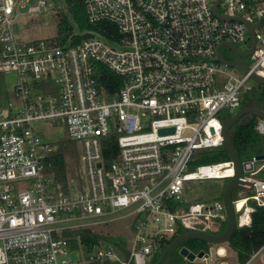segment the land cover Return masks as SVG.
I'll return each mask as SVG.
<instances>
[{
    "label": "built area",
    "instance_id": "2783aa9c",
    "mask_svg": "<svg viewBox=\"0 0 264 264\" xmlns=\"http://www.w3.org/2000/svg\"><path fill=\"white\" fill-rule=\"evenodd\" d=\"M47 6L0 0V73L18 79L19 102L0 120V264H150L160 242L179 231L222 233V199L182 206L185 184L234 177L230 159L195 166L193 156L223 148L226 112L240 109L251 75L264 78V0H84L88 22L112 24L115 39L75 29L73 36H87L76 45L18 41L16 20ZM228 45L249 53L240 79L218 60L220 48L231 63L221 57ZM97 65L121 80L111 98L98 86ZM46 121L81 149L84 186L76 193L53 162L62 150L33 126ZM254 128L264 137L263 120ZM111 137L117 152L107 164ZM257 157L238 159L251 188L231 197L235 228L250 226L254 205L264 207V156ZM86 233L92 242L84 246ZM263 251L245 264H264ZM194 255L183 259L226 264L227 250Z\"/></svg>",
    "mask_w": 264,
    "mask_h": 264
},
{
    "label": "trees",
    "instance_id": "16d2710c",
    "mask_svg": "<svg viewBox=\"0 0 264 264\" xmlns=\"http://www.w3.org/2000/svg\"><path fill=\"white\" fill-rule=\"evenodd\" d=\"M66 6V14L60 15L57 24L56 41L58 44H64L70 40V45H76L84 40L87 36H73V32L77 29L79 32L94 31L101 34L106 39L116 38V29L112 24L99 23L92 25L88 22L85 10L84 0H62ZM106 30V31H105ZM96 80L99 88L105 93L107 98L113 97L120 88L121 80L112 72L102 65L96 66ZM245 106H254L260 108L264 112V86L254 83L251 90L242 94L240 99V108ZM257 118L252 116H244L229 131V139L231 145L240 161L249 158L252 155L264 156V137L259 136L255 131ZM108 143L104 145L103 156L107 164H110L116 156V144L113 137L108 139ZM113 141V142H112ZM192 165L217 164L229 160L227 152L224 148H216L211 150L198 151L193 156ZM54 164L64 166V155L61 154L54 159ZM220 189L214 196L208 198H197L195 202H207L221 200L224 189L228 184V180H218ZM249 192V191H248ZM185 200L182 206H186ZM250 226L243 228H235L229 241L226 244L227 252L235 254L238 264H245L249 259L264 246V207L254 205V212L250 217ZM224 231V230H223ZM222 232V231H221ZM178 234H183L179 231ZM169 239L160 242L158 251L153 256L150 264H154L162 252L168 247L173 240ZM92 242V237L88 233L81 238L84 246ZM217 246V245H216ZM212 244H207L198 240L185 242L180 248H186L189 252L198 255L205 253ZM169 264H189L179 255L176 250L169 261Z\"/></svg>",
    "mask_w": 264,
    "mask_h": 264
},
{
    "label": "rangeland",
    "instance_id": "374dc122",
    "mask_svg": "<svg viewBox=\"0 0 264 264\" xmlns=\"http://www.w3.org/2000/svg\"><path fill=\"white\" fill-rule=\"evenodd\" d=\"M66 6L62 0H48V6L40 14L21 16L16 20L14 25L15 37L18 41L27 43L36 40H47L57 36V24L60 15L65 13ZM221 57L234 62L241 61L247 66L251 65L250 57H240L229 52L226 48L221 51ZM229 75L235 78H242L245 70L241 66H234L226 68L225 70ZM219 80L227 78L226 76H218ZM254 81L249 79L247 85L253 86ZM18 84V79L15 75L0 73V120L9 118L10 110L9 104H13L16 108L19 102L15 97L14 91ZM238 110H230L225 114V118L232 117ZM33 126L37 128L44 141L52 145L56 150H62L64 155L65 164L62 168V174L65 176L68 185L71 186L72 193L78 192L84 186V174L81 164V149L77 143L70 141L66 130L63 126L58 125L54 121L37 122ZM264 178V171L260 174ZM72 180V182H70ZM219 182L206 181V182H187L185 184L184 200L186 203H194L197 198H208L214 196L220 189ZM250 194L248 190L235 189L231 195L235 200L239 197H246ZM123 222H118L115 227L116 233L122 232L120 227ZM222 246L227 250L226 244ZM216 245H213L215 248ZM264 253V251H263ZM78 254L72 253L68 257L74 263H77ZM226 264H238L235 254L227 252L225 258ZM252 264H258L255 259Z\"/></svg>",
    "mask_w": 264,
    "mask_h": 264
},
{
    "label": "water",
    "instance_id": "95a60500",
    "mask_svg": "<svg viewBox=\"0 0 264 264\" xmlns=\"http://www.w3.org/2000/svg\"><path fill=\"white\" fill-rule=\"evenodd\" d=\"M228 48L240 57H246L249 55V53H240L229 45H228ZM219 50L220 48H218L217 50L219 62L229 67L241 66L244 70L246 71L248 70L245 63L241 61L228 63V62H224L223 60H221L219 56ZM250 78L256 84L264 86V78L259 77L254 74L251 75ZM247 115L264 121V112L260 108H257L254 106H245V107L240 108L229 120H227L224 123L223 129H222L223 148L227 152L228 157L230 161L233 162V166H234V177L228 181V184L226 185L224 192H223V196H222V202H223L225 212H226V227L224 231L218 235H211V234H207L203 232L183 233L177 236L176 238H174L170 242L168 247L162 252L160 257L154 264H169L170 258L176 250H179V255L185 258L188 262H193L195 259V255L189 252L186 248H180L185 242H188V241L198 240V241H201L207 244H212V245H222L229 241L233 231L235 230V220H234V214H233V209L231 205V195L233 191L238 188L250 189L251 184L244 181L242 178L240 162L231 145L228 133L230 129L241 118ZM160 132H165V131H160ZM257 159L262 160L263 156H258ZM202 256H203V253H199L196 257L200 259Z\"/></svg>",
    "mask_w": 264,
    "mask_h": 264
},
{
    "label": "flooded vegetation",
    "instance_id": "af4514ba",
    "mask_svg": "<svg viewBox=\"0 0 264 264\" xmlns=\"http://www.w3.org/2000/svg\"><path fill=\"white\" fill-rule=\"evenodd\" d=\"M229 52H231V50L230 49H227ZM232 53V52H231ZM241 62H242V60H241ZM244 63V62H243Z\"/></svg>",
    "mask_w": 264,
    "mask_h": 264
}]
</instances>
